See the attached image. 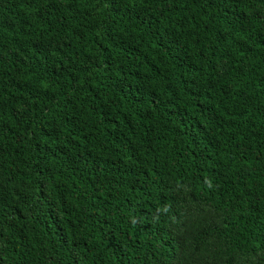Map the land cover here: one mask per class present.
<instances>
[{
	"label": "trees",
	"instance_id": "obj_1",
	"mask_svg": "<svg viewBox=\"0 0 264 264\" xmlns=\"http://www.w3.org/2000/svg\"><path fill=\"white\" fill-rule=\"evenodd\" d=\"M0 264H264V0H0Z\"/></svg>",
	"mask_w": 264,
	"mask_h": 264
}]
</instances>
